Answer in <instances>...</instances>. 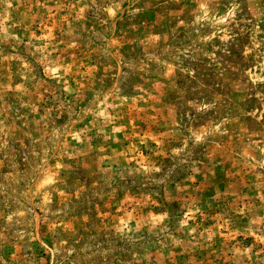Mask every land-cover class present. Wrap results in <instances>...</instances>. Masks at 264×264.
Wrapping results in <instances>:
<instances>
[{
	"label": "rangeland",
	"instance_id": "rangeland-1",
	"mask_svg": "<svg viewBox=\"0 0 264 264\" xmlns=\"http://www.w3.org/2000/svg\"><path fill=\"white\" fill-rule=\"evenodd\" d=\"M0 264H264V0H0Z\"/></svg>",
	"mask_w": 264,
	"mask_h": 264
}]
</instances>
